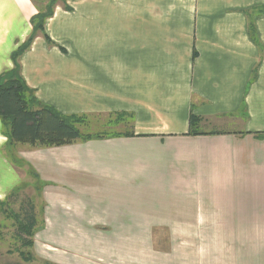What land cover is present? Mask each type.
<instances>
[{
	"label": "crops",
	"instance_id": "obj_1",
	"mask_svg": "<svg viewBox=\"0 0 264 264\" xmlns=\"http://www.w3.org/2000/svg\"><path fill=\"white\" fill-rule=\"evenodd\" d=\"M37 9L0 0V76ZM45 32L37 100L115 129L31 146L0 119V202L36 180L44 231L81 236L65 264H264V0H60Z\"/></svg>",
	"mask_w": 264,
	"mask_h": 264
},
{
	"label": "trees",
	"instance_id": "obj_2",
	"mask_svg": "<svg viewBox=\"0 0 264 264\" xmlns=\"http://www.w3.org/2000/svg\"><path fill=\"white\" fill-rule=\"evenodd\" d=\"M53 14V10L48 15L38 12L31 19L32 34L12 54L14 68L0 76V119L5 135L12 142L52 147L104 137L95 134L83 135L79 128V125L85 122L83 117L65 116L52 107L42 105L22 76L20 59L23 54L31 48L40 34L50 41L45 32V25ZM198 123L199 119L192 115L190 134H199L194 129ZM257 136L261 138L263 134H257ZM6 203L7 201L0 202V205L5 206ZM9 216L17 225L19 233L27 238L24 244L29 248L33 247L34 241L31 238L38 227L34 205L31 204L30 209L23 215L13 213Z\"/></svg>",
	"mask_w": 264,
	"mask_h": 264
},
{
	"label": "rangeland",
	"instance_id": "obj_3",
	"mask_svg": "<svg viewBox=\"0 0 264 264\" xmlns=\"http://www.w3.org/2000/svg\"><path fill=\"white\" fill-rule=\"evenodd\" d=\"M37 5L38 12L48 15L54 11L56 4L60 0H34ZM85 122L79 125L83 135H100V133H111L108 130L115 128H108V130L101 129L98 125H92L91 120L84 119ZM16 162H18L16 160ZM27 179V177H26ZM30 180V179H28ZM25 182L19 193L11 196L5 206L0 205V264H65L63 257L69 261H74L76 257L75 247L80 241V235L73 237L67 233L60 234L56 231H44L43 214L45 202L41 198V185L36 182L32 184ZM34 205L35 212L38 217V228L35 230L33 239V247L29 248L24 244L27 238L19 233L17 225L9 216L10 214H25L30 209V205ZM101 234L102 240L112 239L111 234ZM143 237L144 234H134L132 239ZM155 239V234H154ZM166 239V234L161 237ZM78 263L77 260H75Z\"/></svg>",
	"mask_w": 264,
	"mask_h": 264
}]
</instances>
